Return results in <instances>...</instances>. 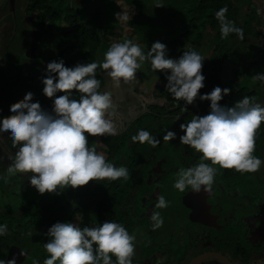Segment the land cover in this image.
Instances as JSON below:
<instances>
[{
  "label": "clouds",
  "instance_id": "9594fccd",
  "mask_svg": "<svg viewBox=\"0 0 264 264\" xmlns=\"http://www.w3.org/2000/svg\"><path fill=\"white\" fill-rule=\"evenodd\" d=\"M161 5L157 0L156 6ZM227 10L224 6L214 14L221 38L235 33L242 39L243 30L226 18ZM260 11L257 9L258 15ZM115 15L118 21L130 19L124 10ZM205 58L186 46L179 57L172 58L160 41L153 42L145 53L138 43L124 39L110 43L99 62L92 60L74 66H65L63 59L48 62L46 75L42 78V92L52 98L51 111L43 109L38 101L33 102V93L29 91L22 101L10 105V115L0 117V133H7L16 148L14 160L7 168L6 176H0V182L6 183V177L10 175L31 173L30 184L43 194L68 186H83L90 180H126L127 168L115 166L105 155L88 146L87 137L117 134L109 119L115 108L113 90L122 82L135 79L145 61L150 63L152 70L165 73L164 87L175 100L192 104L199 96L201 101L210 102L207 114H193L190 120L179 125L182 131L180 144L201 155L197 163L178 169L172 181L174 189L180 192L186 188L193 192H200L202 188L209 191L217 165L241 174L258 171L264 161L253 152L256 130L264 122V106L247 96L230 107L221 105L218 102L230 89L219 86L210 92L199 93L204 87L201 69ZM97 69L110 79L112 90H101ZM252 80L264 82V73L253 75ZM58 92L63 94L57 95ZM162 131L165 142L177 137L173 130ZM130 139L152 147L160 142L145 129H138ZM168 204L169 201L160 195L156 197L154 208L163 209ZM149 219L153 231L163 224L158 211H153ZM7 231V225L0 223V237ZM45 235L48 239L43 248L48 255L42 262L34 260L33 264H133L136 235L130 234L114 219L82 228L72 222L57 221ZM112 257H115L114 261ZM0 264L17 262L13 257L0 259Z\"/></svg>",
  "mask_w": 264,
  "mask_h": 264
},
{
  "label": "trees",
  "instance_id": "16d2710c",
  "mask_svg": "<svg viewBox=\"0 0 264 264\" xmlns=\"http://www.w3.org/2000/svg\"><path fill=\"white\" fill-rule=\"evenodd\" d=\"M29 1L32 9L40 7L43 23L45 20H49L51 24L58 21V26L65 23L63 33L68 38L59 40L56 44L57 56L59 59H63L65 66L88 63L92 60L100 61V55L109 46L108 40L102 32L103 28L105 30L107 28L102 25L101 13L95 14L88 11L86 19L81 20L72 5L59 9L61 0ZM125 1L128 4L133 3L138 12L128 21V34L124 36L123 40H132V37L136 35L138 40L146 41L147 46L142 49L145 53L153 42L160 41L166 45L167 54L172 58L179 57L185 50V46L197 51L206 57L202 62L201 69L205 77L204 87L199 90V93L210 92L213 87L219 86L222 89H230L229 93L218 102L221 105L230 107L235 101L247 96L254 98L264 106L261 101L264 82H253L252 80L253 75L264 73V48L255 52L256 48L247 49L246 45L242 46V39L245 36L260 35L254 29L262 26L264 22L262 16L257 14L259 8L254 0H163L161 2L163 5L156 6V11L152 15L145 13L146 0ZM84 4H80V6L83 7ZM224 6H227L228 9L225 13L226 18L243 30L242 39L235 33L221 38L219 24L214 14ZM137 72L141 77V83L158 79L165 85V73L160 70H152L148 61H145ZM100 73V69H97L96 75L100 80L102 90L105 81ZM159 83L152 85L153 91L151 92L156 98L163 99V103L149 105L147 112L133 122V126L145 129L160 139L153 151L154 156L150 151L152 146L147 143L140 144L131 141V136L136 132L133 133L130 129L125 134L114 136H89L87 137L88 146L94 147L98 152L103 150L107 155L106 159L115 166H125L128 170V178L126 180L120 178L115 181L90 180L86 185L76 188L58 189L59 191L51 198L26 201L17 209L8 208L7 215L10 217H8L7 227L29 230L42 224L41 228L46 233L51 226L48 223L69 222V212L80 210L83 214L81 228L89 226L87 223L89 219L93 223L99 224L106 221L107 218L121 223L131 233L130 231L135 225L150 223L147 206L156 203L157 196L163 195L165 199L167 197L166 201L170 199L171 204L175 207L180 206L181 192H177L172 187V181L179 168L191 166L190 163L183 160L185 150L187 149L193 158H197L199 153L187 145L180 144L179 136L182 131L179 125L190 120L193 114H207L210 102L208 100L201 101L197 96L192 104H185L183 100H175ZM62 94L61 92L57 93V95ZM73 95L78 99L75 90H73ZM35 101H38L43 109L51 111L52 98L46 97L42 89L35 96ZM163 129L175 131L176 139L163 143ZM253 155L260 157L261 160L264 158V122L256 130ZM14 156L7 161L0 160V176H6V166L12 163ZM160 163L165 168L161 172L156 169ZM216 167L217 173L214 179H238L243 175L234 169L220 168L218 165ZM30 175L31 173H17L10 175L9 178L7 176L6 183L0 182V189L14 183L17 180L14 178L18 176H22L19 182H23V178L28 180L29 177L26 176ZM148 197H152L150 201ZM77 198L79 201L73 206V201ZM155 209L158 211L157 208ZM162 213L160 212L161 216ZM172 213L177 222L182 220L181 214L176 215L174 211ZM1 214L4 212H0ZM0 218L5 219V215ZM157 238H159L158 233L153 241L156 242ZM146 241L140 248L141 257H151L158 248L157 243L153 246L154 243L151 244L150 240ZM175 253L172 252V254ZM177 256L182 257L181 254ZM112 259L114 261L115 257Z\"/></svg>",
  "mask_w": 264,
  "mask_h": 264
},
{
  "label": "flooded vegetation",
  "instance_id": "af4514ba",
  "mask_svg": "<svg viewBox=\"0 0 264 264\" xmlns=\"http://www.w3.org/2000/svg\"><path fill=\"white\" fill-rule=\"evenodd\" d=\"M11 2L14 6H17V3L20 4L21 9L26 7L25 0H11ZM39 8L32 9L31 5H29L28 9L32 13L35 10L38 13L35 20L32 16L30 17V23L33 28L32 30L30 28L27 30L28 36L25 39V46L21 45L23 46L21 54L8 52L4 53L0 58V117L10 115V105L22 101L25 93L29 91L33 93L32 99L35 100V96L42 89V78L44 76L38 73L27 75L28 67L37 66L39 59H50V55L52 57L57 55L56 44L59 40L54 41L56 54H53L48 47L49 40L53 41L52 29L50 27L51 22H48L47 26H45V22L41 21V10ZM44 28L49 31L52 36L51 38L45 34ZM8 32L9 36L2 32L0 34L1 38L6 39L8 37L11 40L17 36V32L16 35L13 32ZM43 44L45 45L42 46ZM24 56L29 60H33L30 62L31 64H24ZM16 77L22 78V80L15 79ZM25 79L28 80V83L24 82ZM13 155L15 153L10 158ZM9 159L3 160L7 161ZM9 166L7 164L6 168ZM156 169L160 172L165 170L161 163ZM251 177L252 173H244L238 179H214L211 189L205 192L202 188L199 198H191L192 202H190V205L185 204L183 201L184 196L191 191L190 188L181 192L180 206L175 207L169 199L167 207L158 209L159 212H163L162 216L164 219L162 226L153 231L150 226L151 221L149 224L143 225L147 227V232L145 236L138 240V244L135 246L136 254L135 258L132 257L133 264H153L156 253L160 252L166 253V257L157 264H189L196 256L210 252L221 254L231 264L264 263V187L260 186L264 180L257 176V179L253 180ZM14 179H17L14 183L0 189L1 200L3 201V208L0 205V212H4L0 217L5 215V219L0 218V223L2 224L9 222L8 217L10 215H7L9 212L8 208L17 209L26 201L51 198L52 195L59 191L57 190L54 193L46 191L40 194L34 186H29V180H24L23 178L24 183L19 182L22 176ZM31 193H34L32 197H30ZM47 194L52 195L48 196ZM148 198L150 201L152 197ZM193 203H197L198 205L194 206ZM11 204H20V206L15 208ZM154 205L155 203H152L147 206L149 211L147 214L149 216L153 211H156ZM196 209L198 213H201L202 220L192 218L191 215ZM172 211L176 215L181 214L182 220L180 222L176 221ZM75 212V210L69 212V222H71ZM16 215L18 216L17 213ZM89 220L91 222L88 223L87 221V223L91 227L95 223L91 219ZM81 221L78 223L79 227ZM48 225L52 224L48 223ZM165 225L167 226V230L166 233H163ZM261 225L263 226L259 229ZM41 227L42 224L29 230L7 227V233L0 237V259L15 257L17 264H33L34 260L42 262L48 255L43 248V243L47 242L48 237ZM134 228L130 231L131 233ZM157 233L160 237L154 242L153 239ZM145 239L150 240L151 244L154 243L153 246L155 243L158 244L157 250L152 253L151 257H141L140 255V248L143 242L145 243ZM172 252L176 253L172 254ZM178 254H181L182 257H178ZM197 264L228 263L219 257L210 256Z\"/></svg>",
  "mask_w": 264,
  "mask_h": 264
},
{
  "label": "rangeland",
  "instance_id": "374dc122",
  "mask_svg": "<svg viewBox=\"0 0 264 264\" xmlns=\"http://www.w3.org/2000/svg\"><path fill=\"white\" fill-rule=\"evenodd\" d=\"M26 1V7L24 9L20 8V4L17 3V6H14L11 2V0H0V34L2 32L6 33L7 36H9V32H13L17 36H13L14 38L9 40L8 37L6 39H2L0 36V58L4 53H19L21 54V51L23 49V46H25V39L27 35V30L30 28L32 30L33 26L30 23L31 16L35 20L37 11L35 10L34 13L31 12L29 8V0ZM163 0H158L159 3H161ZM61 0L60 4L58 6L59 9L64 8L67 5H72L73 8L78 12L79 18L81 20H85L88 11L90 13L94 12L101 13L102 14V25L107 28L102 29V32L104 34V37L107 38V42L110 44L113 41H123V38L125 35L128 34V21L133 18L138 10L135 8V5L133 3L128 4L125 0ZM258 8L261 10L260 15L264 19V0H254ZM83 7L80 6V4L83 5ZM156 3L157 0H146V6L147 9L145 11L146 15H152L156 11ZM28 7V8H27ZM39 11V9H37ZM127 12L130 19L128 21H118L116 18V13H120L122 11ZM94 14V15H95ZM17 21V23H16ZM49 20H45V26H47V23ZM58 22V21H57ZM57 22H54L51 24L52 29V36L53 41L49 40V50L54 54H56L55 49V40H62L64 38H68V36H64V29L63 26L65 23H62L58 26ZM44 26V27H45ZM39 29V28H38ZM50 29V28H47ZM50 29V30H51ZM40 30V29H39ZM113 30V31H110ZM257 32H259L260 35L256 36H245L242 39V46L246 45L247 49L250 48H256L255 52H258L259 49L264 48V22L262 26L256 27ZM41 31V30H40ZM44 32L48 37H52L48 30H45ZM63 33V34H62ZM132 40L135 43H138L142 49H145L147 46L146 41H140L138 40L137 36L134 35L132 37ZM43 44L42 46H44ZM21 47V48H20ZM43 48V47H42ZM55 57H52V55L49 56L50 59L45 58L43 60L39 59L37 66H29L27 70V75H32L34 73H38L41 75H45V68L46 64L50 61L56 60L59 61V57L57 55H54ZM44 57H46L44 55ZM52 57V58H51ZM24 64H31L30 62L33 60H29L24 56ZM100 61L103 59V53L100 55ZM1 66V65H0ZM228 70V69H226ZM101 71V70H100ZM137 72L136 78L129 81L128 83H121L120 87L117 89H114V102H115V108L113 111V115L109 117L114 123V126L117 129V134H125L127 130H132L133 133L137 132L139 128L133 126V122L140 117L143 113L147 112L148 106L153 104H162L163 99L156 98L154 96V93H152V85L158 84L160 80L158 79H151L148 82L141 83V77ZM104 77L105 86L102 89L103 90H112V84L109 78L101 71L100 73ZM22 80V78H15ZM24 82L28 83V80L25 79ZM166 83V82H165ZM160 86H164L162 82L159 83ZM33 102H35L34 99H32ZM262 103H264V91H263V98ZM165 143V141H163ZM155 147H151L150 151H152V156H154ZM16 148H14L11 144V141L8 139L7 133H0V159H9L10 156L15 153ZM186 153L183 155V160L187 163L195 164L198 162L199 156L197 158H193L190 156V154L187 152V149L185 150ZM100 153L107 156L106 153L103 152V150H99ZM264 161V158L262 159ZM264 163H262L261 167L258 171L252 173L253 180L257 179V177H261V179L264 180ZM257 176V177H256ZM261 187H264V182L261 183ZM55 192V191H54ZM53 192V193H54ZM177 192H179L177 190ZM52 193V194H53ZM34 194V193H33ZM33 194H30V197L33 196ZM51 194V195H52ZM48 195V194H47ZM50 194L48 196H51ZM1 194H0V205L3 208V201L1 200ZM6 197V196H5ZM79 198V197H78ZM76 199L73 201V205H76L79 199ZM6 203V202H5ZM13 207H18L20 204L15 205L11 204ZM0 207V208H1ZM241 213V212H240ZM77 215L79 216V219H77ZM83 216L80 211H76L72 217L71 222L74 224H78L82 220ZM105 220H108L107 218ZM91 221L88 220V223ZM167 223V221H166ZM146 228L142 224H138L132 233H135L136 240H135V246L138 244V240L146 235ZM167 226H164V232L166 233ZM160 237V236H159ZM48 254V253H47ZM135 249H134V256L135 258ZM166 257V253L160 252L156 253L155 259L153 264H157L160 261H163ZM135 260V259H134Z\"/></svg>",
  "mask_w": 264,
  "mask_h": 264
},
{
  "label": "water",
  "instance_id": "95a60500",
  "mask_svg": "<svg viewBox=\"0 0 264 264\" xmlns=\"http://www.w3.org/2000/svg\"><path fill=\"white\" fill-rule=\"evenodd\" d=\"M199 194L200 192H193L192 190L189 191L183 198V201L185 204L187 205H190V202H192L191 198L193 197H198L199 198ZM200 202V201H199ZM194 206L198 205L197 203H193ZM192 218L193 219H199V220H202V217H201V213H198V210L196 209L193 213H192ZM264 223V222H263ZM263 225L260 226L259 229H261ZM210 256H216V257H219L223 260H225V262H227L228 264H231L224 256H222L221 254H217V253H205V254H201V255H198L196 256L195 258H193L189 264H197L198 262H200L201 260L207 258V257H210ZM260 264H264V263H260Z\"/></svg>",
  "mask_w": 264,
  "mask_h": 264
}]
</instances>
